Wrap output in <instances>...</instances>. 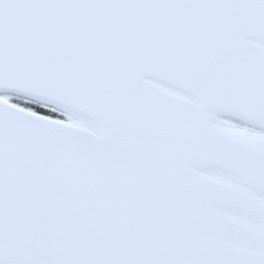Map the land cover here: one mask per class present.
Segmentation results:
<instances>
[{"label":"snow or ice","instance_id":"snow-or-ice-1","mask_svg":"<svg viewBox=\"0 0 264 264\" xmlns=\"http://www.w3.org/2000/svg\"><path fill=\"white\" fill-rule=\"evenodd\" d=\"M0 264H264V0H0Z\"/></svg>","mask_w":264,"mask_h":264}]
</instances>
